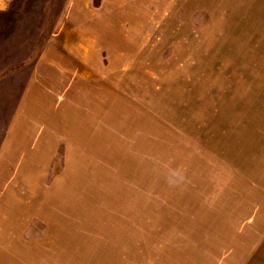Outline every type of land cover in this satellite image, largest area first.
Segmentation results:
<instances>
[{
  "label": "rangeland",
  "instance_id": "obj_1",
  "mask_svg": "<svg viewBox=\"0 0 264 264\" xmlns=\"http://www.w3.org/2000/svg\"><path fill=\"white\" fill-rule=\"evenodd\" d=\"M62 49L66 61L83 69L46 62H55L60 75L66 71L72 97L58 98L70 104L66 115L96 116L104 144L97 140L96 153L83 149V166L71 165L73 143L66 136V153L59 148L50 155L40 191L66 177V209L107 213L129 211L135 205H125L130 196L141 195L162 225L143 219L148 230L136 227L131 234L128 225L108 218L113 235L93 233L89 219L74 212L65 211L67 228L23 216L20 231L0 230V258L4 248L13 253L16 242H37L50 225L73 232L71 247L66 230L55 241L56 256L66 264H264V0H0V159L10 119L44 54ZM97 78L99 95L86 94L98 89ZM81 82L86 90L73 89ZM25 149L26 157L36 154L34 143ZM11 155L14 161L18 153ZM10 176L0 204L11 195L30 205L31 180ZM169 190L198 193L189 196L197 198L196 208L187 212L184 198L176 206ZM214 204L208 233L201 214ZM60 205L54 202V213ZM90 240L82 263L78 252ZM97 249L118 251V258H94Z\"/></svg>",
  "mask_w": 264,
  "mask_h": 264
},
{
  "label": "crops",
  "instance_id": "obj_2",
  "mask_svg": "<svg viewBox=\"0 0 264 264\" xmlns=\"http://www.w3.org/2000/svg\"><path fill=\"white\" fill-rule=\"evenodd\" d=\"M60 41L62 40L54 39L53 44ZM49 54L50 53H48V55L46 53L44 54L43 60L40 63L39 67H37V72L35 76L32 78L33 81L28 86V89H26L24 95L21 96L18 108H16V112L12 115L10 119V121L12 122L10 133L11 136L9 137V140L7 142V151L3 154V157L0 159V189L4 184V181H9L11 177L10 175L15 174L17 175L16 177H19L21 175L22 177H26L27 179L31 180L27 181V186L30 191V198L32 200H30L31 202L29 205L21 199H14L13 196L8 195L5 199L6 206L0 204V230L2 232L20 231L22 226L24 225L22 219L23 216L28 217L32 215H36V217L38 216L40 218L51 219L52 221L50 223H55V220H58V222L61 221L63 222V224H66L67 228L68 223H66V212H74L76 213L75 215H77L78 217L84 215L83 218L86 217L87 219H89V224L85 223V225L86 227H88L89 230L93 231V233L102 234L103 230H105L107 233L109 232L110 234L114 235L117 232L114 229V225H106L109 222L108 218H113L117 220V223L120 224V226L128 225L131 228V234L137 231L136 227L139 228L138 231H142L141 233L143 234V231L145 232L149 228L148 224L150 223V219H153L154 223V219L158 218L156 217V214L152 213L151 200L149 199L145 202L146 199L142 198L141 195L130 196V200L125 205L133 203H135V205L132 207L130 206L131 208L129 211L124 210L122 208H116L114 209V211H112L115 213H107L105 210L102 209L99 211L87 209H66V182H62L66 181V177H63L62 180H58L55 184H53L52 189L50 191L46 193L40 191L42 187L40 179L43 176L42 172H44L48 168V164L51 159L50 155L54 153H59V148H63V153H66V136L69 137L70 141L73 143V149L70 150L71 154L70 152H68V155H70L67 159L68 161H70L71 165H73L71 163L73 160L77 161L78 165L83 164V162L85 161L84 156L81 155L83 149L85 150V152H89L91 149L93 153H96V148H98L97 140L100 145H102V143L104 144V140H102V129L101 131L99 130L102 125L99 127L97 126L96 116L82 114V112H75L74 117H72L71 114H68V112H70V109H68L70 107V104L66 103V100L58 98V95H60L61 93L64 95V98L66 97V94L69 97H72V91L67 90L66 93V71L61 72L62 74L60 75V69L58 68V66L56 67L55 62H52L50 64H47L46 62L58 61L60 62V65L63 67L64 70L66 69V67L75 70L81 68L79 71H81L83 68L80 67L81 65L70 63L69 59H67L66 61V57L70 56H66V50L64 49L56 52L54 51L50 55ZM96 83L98 84V89H94V91H88L86 94L90 95L92 93H95V96L99 95V92L97 93V90H102V78H97ZM75 85L76 86H73V89H79L81 91L86 90V86L82 82L76 83ZM77 99L81 102L80 98ZM83 99L86 100L85 98ZM66 107L68 111L67 115ZM76 109L77 108H75L74 111H76ZM77 111H80V109L78 108ZM66 121L68 123H66ZM86 125L90 127L91 131L86 130ZM71 126L75 127L71 128ZM136 132L133 133L135 134ZM149 137L150 136H148V138ZM27 142H29L30 144L34 143L36 147V154H30L28 157L24 156V151L26 150L25 146ZM106 143L107 142L105 141V144ZM148 144H150V142H148ZM13 150L18 153V156L15 158L14 161H12L11 159V153ZM75 154H78V158L75 157ZM186 158H188V156H186V154L185 156L183 155L182 159L187 160ZM21 160L23 162L22 164L25 163L28 166V170L19 168V163ZM4 169L7 170V173ZM76 179L77 181L79 180L78 177H76ZM94 181H96V179ZM142 181L144 185V183L146 182L145 180ZM148 181L150 180L148 179ZM207 182L195 181L194 184L198 187L199 185L204 186L210 183ZM9 192H12V189H10ZM164 192L166 194L172 193L171 191V193H169L168 191ZM193 193L194 191H190V193L182 196L172 193L176 197L174 199V204H176V206H180V201L184 198L185 202L182 203L181 206H184L187 212L192 211V209L196 208L195 206H193V204L197 203V198L193 202L189 196L198 195V193ZM161 195H163V192L161 193ZM36 197L41 198V200L37 201ZM57 200L59 202L61 201V205L59 206L60 209L58 208L59 210L54 213V202H56ZM94 201L96 200L94 199ZM177 201L179 204H177ZM98 202L102 203L99 199ZM199 208L200 206L197 207L198 210ZM142 211L143 214H141ZM214 211L215 204L212 207L206 208V215H204V213L201 214L202 216L206 217V219L204 218V225L207 226L208 233H211V230H213V228L210 229L209 226L213 224ZM104 217H106V220H102ZM96 218H100L98 220L99 222L96 220ZM126 218L128 220H126ZM143 219H147L148 224L144 223L142 221ZM152 225H162V223H154ZM66 228L64 229L63 227L62 229L64 230H61L58 227H50L49 225L48 231L45 232L43 235L44 237H41L37 242L32 244L16 242V244L14 245L15 251L13 253L9 251L11 247L5 246L7 247V249L4 248V253H1L4 258H0V264H56L58 262H63L64 264H66V259H64L63 256L62 258H60L61 255L56 256L55 245V241L57 239L60 240L62 238V235H65ZM66 232L68 233H66V241L68 240L67 246L71 247V245L75 243L73 241L74 239H71L73 237V232L72 234L67 230ZM1 235L2 236L0 239L4 241V234ZM13 243L15 242H12V244ZM12 244L11 246H13ZM91 244L93 243L90 240L84 243L81 246L82 248L79 247L81 249L80 251L78 250L79 252L77 251L79 253V255L77 256L79 258L77 259L78 261L82 260L83 263V261L86 259V253H88L89 249H91L90 247H85L84 245L91 246ZM61 250L62 253H66L64 251L66 250V248H62ZM72 252L69 251L68 256H72ZM97 252L99 253H95L94 258L96 256L99 257V255L101 257L112 256L118 258V251L112 253L109 252L108 254V250L100 251L99 249H97ZM98 257L97 259H100Z\"/></svg>",
  "mask_w": 264,
  "mask_h": 264
},
{
  "label": "bare ground",
  "instance_id": "obj_3",
  "mask_svg": "<svg viewBox=\"0 0 264 264\" xmlns=\"http://www.w3.org/2000/svg\"><path fill=\"white\" fill-rule=\"evenodd\" d=\"M52 51H53V48H52ZM50 53V52H49ZM53 53V52H52ZM48 55V54H47ZM50 55V54H49ZM75 65V64H74ZM34 97V96H33ZM36 98H37V96H36ZM35 98V99H36ZM39 99V98H38ZM38 99H37V102H38ZM33 100V99H32ZM36 101V100H35ZM30 104V103H29ZM105 114V113H104ZM100 115V114H99ZM101 116V115H100ZM105 116V115H104ZM104 116H102L103 118H104ZM83 176V175H82ZM71 197V196H70ZM67 198V197H66ZM77 201V200H76ZM74 202V201H73ZM70 207H72V206H70ZM27 209V208H26ZM41 209V208H40ZM9 210V209H8ZM13 210V209H12ZM19 210V209H18ZM69 210V209H68Z\"/></svg>",
  "mask_w": 264,
  "mask_h": 264
}]
</instances>
